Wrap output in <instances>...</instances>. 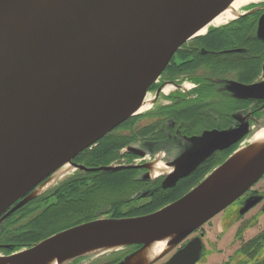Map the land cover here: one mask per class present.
<instances>
[{"label":"water","instance_id":"1","mask_svg":"<svg viewBox=\"0 0 264 264\" xmlns=\"http://www.w3.org/2000/svg\"><path fill=\"white\" fill-rule=\"evenodd\" d=\"M231 1L51 0L44 8L39 0H0V223L43 194L30 195L54 171L66 163L75 168L78 153L136 113L180 45ZM258 29L264 39V15ZM238 87L264 94V83ZM224 139L215 137L214 147L202 153L196 149L198 160L177 170L190 172ZM228 169L229 157L151 213L74 224L0 256V264H70L113 252L90 250L137 245L121 264H142L130 260L170 234L169 245L176 244L257 181L264 174V145L229 179L200 191L208 177L217 184Z\"/></svg>","mask_w":264,"mask_h":264},{"label":"flooded vegetation","instance_id":"2","mask_svg":"<svg viewBox=\"0 0 264 264\" xmlns=\"http://www.w3.org/2000/svg\"><path fill=\"white\" fill-rule=\"evenodd\" d=\"M263 15L264 1L250 4L240 17L181 44L146 92L151 109L131 115L78 153L74 171L46 196L73 191L77 214L91 218L85 222L151 213L199 183L264 115V94H246L238 87L264 83V39L258 32ZM217 136L225 137L219 148L190 172L177 170L198 160L196 149L202 153L214 147ZM200 137L207 140H196ZM163 142L169 147L158 145ZM156 158L170 172L152 176ZM173 175L179 177L170 183ZM140 247L111 252L90 264H121ZM176 256L179 264H264V174L150 264H168Z\"/></svg>","mask_w":264,"mask_h":264},{"label":"bare ground","instance_id":"3","mask_svg":"<svg viewBox=\"0 0 264 264\" xmlns=\"http://www.w3.org/2000/svg\"><path fill=\"white\" fill-rule=\"evenodd\" d=\"M264 0H232L228 6L222 10L218 15H216L211 21H209L204 27L196 32L192 38L205 35L206 31L210 28L220 27L226 25L230 21L238 18L243 14L244 7L262 2ZM51 0H39V3L42 7H47L50 4ZM157 80V79H156ZM188 87V85H186ZM171 87L168 85L164 88V92H169ZM152 100L148 94L145 95L142 103L138 107L136 113L134 114H144L151 109ZM264 115L262 116V118ZM264 145V118L257 120V126L251 132L250 136L247 138L246 144H241L237 147L231 154H229V169L226 173V176L223 177L217 184H215V179L213 176L208 177L200 187V191H205L213 188L214 186L223 183V181L229 179ZM227 157V158H228ZM74 168L66 163L54 171L48 179L43 183L38 185L30 194L31 196L37 195L43 191V194L49 191L58 181L72 173ZM170 172V168L166 167L162 161L158 158L154 159L151 162V175L157 176L163 173ZM209 174V173H208ZM206 175V177L208 176ZM205 177V178H206ZM42 195V194H41ZM172 234L160 238L151 242L143 250L137 253L134 257L131 258V262L140 261L142 264H150L158 257H160L164 252H166L170 245L168 241L171 239ZM121 246H112V247H103L96 250H90L92 252H109V251H119L123 248ZM115 250V251H114ZM1 256V255H0ZM44 264H57L56 261L51 260Z\"/></svg>","mask_w":264,"mask_h":264},{"label":"rangeland","instance_id":"4","mask_svg":"<svg viewBox=\"0 0 264 264\" xmlns=\"http://www.w3.org/2000/svg\"><path fill=\"white\" fill-rule=\"evenodd\" d=\"M220 28V27H219ZM264 118V117H263ZM262 117L258 120L263 119ZM257 126V125H256ZM248 138V137H247ZM247 138H245L241 144H246L247 142ZM240 144V145H241ZM158 145H163L166 147H169L168 142H163V143H158ZM171 151V150H169ZM170 155H172L170 153ZM229 155H226L225 159L228 157ZM224 159V160H225ZM218 166V165H217ZM216 166V167H217ZM214 167V168H216ZM213 168V169H214ZM212 169V170H213ZM211 170V171H212ZM209 171V173L211 172ZM71 176V175H70ZM66 177H69V175H67ZM59 183V182H58ZM56 183L53 187L56 189L57 188V184ZM52 187V188H53ZM191 188V186L189 187V189ZM188 189V190H189ZM187 190V191H188ZM58 191V190H56ZM56 191L54 192V195H48V197L46 196V193L42 194L43 196L38 198H34L32 200H29L27 202H25L23 205L19 206L17 209H15L11 214H9L1 223H0V245L2 244H13L14 248L11 250L8 249H2L0 248V255H8L10 253L16 252V251H20L23 249H27L28 247H30L33 243H36L37 241L34 242H25L24 244H18L16 242H12L11 240L15 239L16 235H20L21 233L24 234L26 233L25 231L29 230V225L33 222V220L36 218V215H39L42 210H46L50 205H53V203L55 202V195H56ZM185 192V191H184ZM183 192V193H184ZM176 200V199H175ZM174 201V200H173ZM172 202V201H171ZM170 203V202H169ZM165 202H162L159 206L162 207L164 206ZM159 208V207H158ZM35 217V218H34ZM98 218H106V217H100L98 216ZM64 223H61V221L59 222L60 225H57L55 228H57V230L54 232H58L60 230L66 229L74 224H76V220H72L70 221V223L68 225H66V227L64 226L65 223L69 222V220L64 219L63 220ZM57 223V222H56ZM64 226V227H63ZM51 228H54V225L49 226ZM53 234V233H52ZM51 235V234H50ZM49 236V235H48ZM47 237V236H46ZM44 237V238H46ZM42 238V239H44ZM41 240V239H40ZM110 253L107 254H103V255H98V256H90V257H79L75 260H73L70 264H90L92 262H96V261H102L104 260ZM114 254V253H113Z\"/></svg>","mask_w":264,"mask_h":264},{"label":"trees","instance_id":"5","mask_svg":"<svg viewBox=\"0 0 264 264\" xmlns=\"http://www.w3.org/2000/svg\"><path fill=\"white\" fill-rule=\"evenodd\" d=\"M70 185L68 186V184ZM71 181L66 184L68 188H71ZM61 191V190H60ZM58 191L55 195V202L53 205H50L46 210H42L39 215H36L33 222L29 225V230L25 231L26 233L16 235L15 239L11 240L12 242H16L18 244H24L25 242H34L39 241L40 239L54 233L57 228V225L64 223L63 220H69V222L65 223L64 226L68 225L70 221L76 220V224L82 222L83 220L91 219L90 217H81L77 214L80 210V205L77 204V194L73 191L65 193H61ZM41 195L40 197H42ZM38 197V198H40ZM37 199V198H36ZM57 222V223H56ZM54 225V228L49 226ZM63 226V227H64Z\"/></svg>","mask_w":264,"mask_h":264}]
</instances>
